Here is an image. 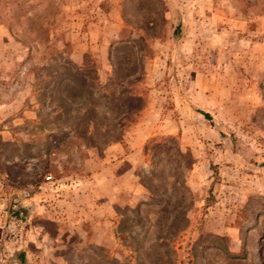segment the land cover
I'll list each match as a JSON object with an SVG mask.
<instances>
[{"label":"rangeland","instance_id":"1","mask_svg":"<svg viewBox=\"0 0 264 264\" xmlns=\"http://www.w3.org/2000/svg\"><path fill=\"white\" fill-rule=\"evenodd\" d=\"M0 264H264V0H0Z\"/></svg>","mask_w":264,"mask_h":264},{"label":"trees","instance_id":"2","mask_svg":"<svg viewBox=\"0 0 264 264\" xmlns=\"http://www.w3.org/2000/svg\"><path fill=\"white\" fill-rule=\"evenodd\" d=\"M176 30H177V28H176ZM175 32H176V31L174 30V33H175ZM198 112H199L200 114H202L203 117H205V118H207V119L210 118V117H209V114H208L207 112H204V111H202V110H198Z\"/></svg>","mask_w":264,"mask_h":264}]
</instances>
